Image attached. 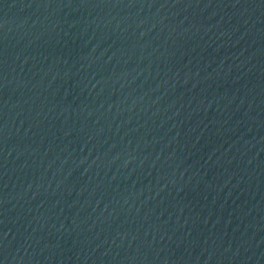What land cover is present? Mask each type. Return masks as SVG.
I'll return each mask as SVG.
<instances>
[{
	"label": "water",
	"instance_id": "95a60500",
	"mask_svg": "<svg viewBox=\"0 0 264 264\" xmlns=\"http://www.w3.org/2000/svg\"><path fill=\"white\" fill-rule=\"evenodd\" d=\"M0 264H264V0H0Z\"/></svg>",
	"mask_w": 264,
	"mask_h": 264
}]
</instances>
